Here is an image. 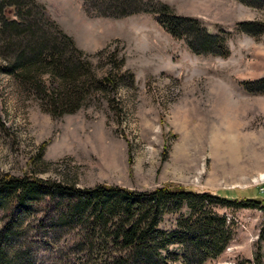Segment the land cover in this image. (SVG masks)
Wrapping results in <instances>:
<instances>
[{
    "label": "rangeland",
    "instance_id": "obj_1",
    "mask_svg": "<svg viewBox=\"0 0 264 264\" xmlns=\"http://www.w3.org/2000/svg\"><path fill=\"white\" fill-rule=\"evenodd\" d=\"M36 1L40 24L53 38L74 41L96 81L122 80L114 89L91 88L76 112L55 117L35 90L4 72L10 60L0 46V176L82 189L171 184L264 202V0H139L133 7L149 11L138 13L114 0ZM163 6L222 38L224 48L194 53L190 33L173 36L150 11ZM242 25L254 27L247 32ZM40 79L47 93L60 87L49 73ZM216 212L227 216L234 235L207 264H264V210ZM175 218L162 228H175Z\"/></svg>",
    "mask_w": 264,
    "mask_h": 264
},
{
    "label": "trees",
    "instance_id": "obj_2",
    "mask_svg": "<svg viewBox=\"0 0 264 264\" xmlns=\"http://www.w3.org/2000/svg\"><path fill=\"white\" fill-rule=\"evenodd\" d=\"M114 1L133 13L149 11L134 8L139 0ZM42 10L36 0H0V46L10 60L3 69L25 89L35 90L44 110L56 117L76 112L91 88L114 89L122 79L96 81L74 41L65 35L61 42L40 24ZM150 11L173 36L190 33L194 53L222 50L223 39L198 29V22L170 16L166 6ZM242 27L248 32L254 26ZM44 72L60 85L51 94L40 79ZM217 207L264 210V202H239L171 184L147 191L103 184L82 189L66 181L3 175L0 264H207L227 250L234 235V225ZM168 216L176 217L173 229L162 228Z\"/></svg>",
    "mask_w": 264,
    "mask_h": 264
}]
</instances>
